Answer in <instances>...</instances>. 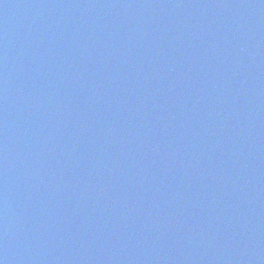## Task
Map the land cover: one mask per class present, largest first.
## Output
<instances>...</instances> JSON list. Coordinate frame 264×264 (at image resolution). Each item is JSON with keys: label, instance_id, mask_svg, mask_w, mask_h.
I'll return each mask as SVG.
<instances>
[{"label": "water", "instance_id": "obj_1", "mask_svg": "<svg viewBox=\"0 0 264 264\" xmlns=\"http://www.w3.org/2000/svg\"><path fill=\"white\" fill-rule=\"evenodd\" d=\"M2 264H264V0H0Z\"/></svg>", "mask_w": 264, "mask_h": 264}, {"label": "clouds", "instance_id": "obj_2", "mask_svg": "<svg viewBox=\"0 0 264 264\" xmlns=\"http://www.w3.org/2000/svg\"><path fill=\"white\" fill-rule=\"evenodd\" d=\"M0 264H2V262H0Z\"/></svg>", "mask_w": 264, "mask_h": 264}]
</instances>
